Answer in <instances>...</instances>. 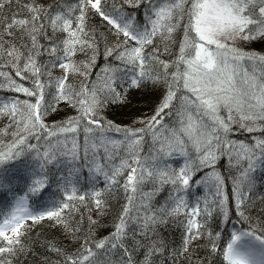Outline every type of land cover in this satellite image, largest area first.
Returning <instances> with one entry per match:
<instances>
[{"label":"snow or ice","instance_id":"obj_1","mask_svg":"<svg viewBox=\"0 0 264 264\" xmlns=\"http://www.w3.org/2000/svg\"><path fill=\"white\" fill-rule=\"evenodd\" d=\"M141 5L148 7L143 24L125 11ZM102 42L109 63L94 75ZM256 43L264 44V0H0V168L32 162L25 195L0 214V264L31 252L23 237L33 229L24 225L45 221L62 228L70 245L46 242L55 264H138L140 250L139 264L166 253L173 264L177 257L205 264L194 256L200 241L222 264H264V196L259 227L233 231L226 243L209 230L233 215L251 225L257 210L252 174L264 165V49L247 47ZM141 89L156 103L139 126L106 119L107 109L128 107ZM60 105L72 115L48 122ZM235 131L251 142L231 138ZM223 158L237 171L231 196L216 170ZM50 166L66 172L57 176L61 196L33 208L30 198L47 187ZM85 166L93 181L103 178L100 188L80 190ZM195 186L204 196L190 203ZM3 190L11 185L0 173ZM121 199L111 231L96 238L92 211L103 217ZM82 207L87 233L83 215L76 219ZM173 221L183 236L169 252L160 229Z\"/></svg>","mask_w":264,"mask_h":264},{"label":"trees","instance_id":"obj_2","mask_svg":"<svg viewBox=\"0 0 264 264\" xmlns=\"http://www.w3.org/2000/svg\"><path fill=\"white\" fill-rule=\"evenodd\" d=\"M46 3H50L51 0H45ZM71 2V0H69ZM126 14H130L133 17L136 18L137 23L143 24L146 22V18L148 16V7L147 5H141L137 8H129L125 6ZM92 23L98 25V31L104 35L107 34L106 28L103 24L99 22L98 19H94L91 21ZM109 39H111L109 37ZM162 47V45H161ZM249 48H254L257 50L264 49V44L256 43L247 45ZM150 50V49H149ZM104 51V43H101L100 46V52L101 55L97 57V67L94 70L95 73H99L103 70L104 66L109 63V61H106L102 55ZM164 58H168L167 54ZM46 59V58H44ZM111 63L115 64L116 61H111ZM12 95V94H9ZM5 96V93L0 92V100H2ZM156 103V95L152 94L147 89H141L140 91H134L131 94V104L128 107H120V106H113L106 110L105 113H103L106 117V119L113 120L115 123L120 124L121 126L125 125H134L139 126L135 124L134 122L138 120L139 118L143 117L144 115H148L151 113L152 107ZM61 111L56 115H50L49 121L51 122L53 119L59 121L63 118H66L69 115H72V110L67 109L64 105H60ZM6 123L5 120H0V127H3V125ZM258 135V134H257ZM231 138L236 140H242L245 142H251V137L246 132L241 131H235L231 134ZM34 142V141H33ZM175 166H179V164L182 163V160L173 161ZM32 169V162L30 158L24 157L20 160L9 162L8 164L4 165L2 168H0V173L3 174L5 178H9L11 176H15L16 172L22 170L23 172V178L24 183L27 185L30 183V172ZM217 171L221 173V175L225 178V185H224V192L226 196L232 195V176L237 174L236 169H233L229 166V161L227 158H223L217 163ZM65 174L66 172L61 166L60 168H57L55 166H50L49 170V183L47 187L42 190V193L39 196H34L30 198V205L37 207L41 203H49L58 200L61 196V193L58 190L57 184V176ZM198 174L197 178H199ZM253 179L255 181V189L252 192V196L256 200L257 204V210H254L252 215V224L249 225L243 221H241L237 216H231V220L228 222L219 223L216 222H210L211 227L210 231L219 230L221 232V241L223 243H226L231 236V233L233 231L237 230H248L249 227H259L261 223V219H264V217H261V219H258L257 217L260 216V213L258 209L260 208V197L264 196V165H261L260 168H258L253 174ZM95 183L97 188H100L103 185V178L97 177L95 181L91 179V176L88 172L87 167H82L81 172L78 177V187L83 192L87 189H89L90 184ZM27 191V188L19 189V192L25 194ZM167 188L165 191L157 197L156 203L157 205L164 201L166 195H167ZM8 194V190L0 191V214H5L10 207V204H6L5 197ZM204 196V189L202 186H195L190 189L188 193V200L189 202H194L197 197H203ZM123 204V199L117 203L115 200L112 201V207L109 210L108 214L99 217L97 216V213L93 210L91 215L93 219H99V226L96 228H92L91 231L94 234L96 238L103 237L107 235L111 231L112 222L115 218V216L118 214L120 210V205ZM88 211L85 208H81L80 213L77 214L76 219L79 220L80 216L83 215V224L82 228L85 233L89 231V223H88ZM48 223H41L39 225H28L24 226L25 228L31 227L33 230L30 232L28 236L23 237L25 242L29 244L31 248V252H29L27 255H22L18 259L14 261V264H44V262L48 259H52L53 264H55V256L51 255L46 247V242L49 240H52L59 244L62 247L68 248L70 247L68 240L66 239L63 229L60 227H53L52 222L47 221ZM217 223H219V228L217 229ZM160 233L162 238L165 240L166 244L168 245L169 252H175L180 249L182 236H183V227L181 224L177 223L176 221H173L169 223L166 227L160 229ZM34 242V243H33ZM206 241H200L199 247H195V253L194 256L200 257L202 260L205 261V264H222V256L220 255H210L208 249L204 246ZM144 255V250H140L136 253L135 259L137 260L138 264L140 261H142ZM155 264H173V261L171 259V256L167 253L163 257H157ZM176 264H188V260L184 257H177ZM197 264H199V261H197Z\"/></svg>","mask_w":264,"mask_h":264},{"label":"rangeland","instance_id":"obj_3","mask_svg":"<svg viewBox=\"0 0 264 264\" xmlns=\"http://www.w3.org/2000/svg\"><path fill=\"white\" fill-rule=\"evenodd\" d=\"M23 172L24 171L21 170V172L16 173L15 176H11L9 178H5V181L8 182V183H10V185H12L16 181L18 182V180H21V179L24 180V178H23ZM16 197H18V195L13 198V203H14V200H15ZM13 203H11V204H13ZM9 209H11V207ZM44 223H48V222L45 221Z\"/></svg>","mask_w":264,"mask_h":264}]
</instances>
